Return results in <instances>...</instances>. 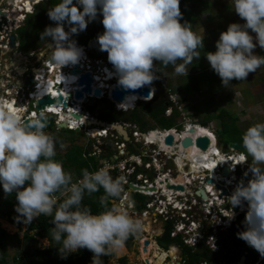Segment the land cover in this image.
<instances>
[{
  "label": "clouds",
  "instance_id": "obj_1",
  "mask_svg": "<svg viewBox=\"0 0 264 264\" xmlns=\"http://www.w3.org/2000/svg\"><path fill=\"white\" fill-rule=\"evenodd\" d=\"M229 3L244 23H230L226 30L220 32L215 51L203 53L225 87L230 86L233 78L243 81L250 72L264 66V55L253 51L257 45L264 48V0H229ZM98 12L102 15L104 31L97 35L96 41L100 50L107 52L111 64L103 62L109 68L113 65L117 83L125 90L139 89L159 79L154 61H159L164 67L171 64L175 73L187 75L193 59L202 54L204 36L194 32L189 22L181 23L180 0H59L47 12L55 25H47L40 33V40L47 41L46 55L55 66L52 81L54 84L58 82L59 87L53 85L54 88L63 90L61 77H76L69 72L75 64L88 62L89 58L88 66L91 67L94 58L90 56L89 48L77 44L71 37L85 30L88 23L97 18ZM65 25H68L67 31ZM249 30L255 33V37ZM49 37L51 42H48ZM82 55L85 61H80ZM33 66L35 73H41L38 70L41 60ZM35 75L33 78L36 80ZM152 91L155 93V87ZM62 93L67 98V94ZM72 93L71 97H74V91ZM151 95L150 92L148 98ZM137 98L135 94L128 95L118 107L129 103L135 106ZM89 105L85 107L87 110ZM89 111L98 121L99 112ZM45 120L46 116L41 112L30 123H25L17 112L0 105V186L5 193H15L17 219L31 223L42 214L52 217L54 227L51 235L61 243L58 250L62 256L87 248L93 253L91 264H105L103 256L119 255L128 238H136L140 233L145 236L141 239L142 244L147 240L154 243L160 256L168 251L173 245L164 249L159 245L158 238L171 222L162 221L163 231L150 238L143 219L138 217L144 210L136 206L134 194L124 198L125 176L113 177L108 163L95 171L82 169V175L73 181L72 173L55 159L56 138L45 131ZM91 125L101 127L95 123ZM77 129L66 127L64 130L76 132ZM191 135L197 140L200 134ZM196 140H193L194 143ZM241 144L244 151H241L239 160L243 163L251 158L249 171L252 175L247 183L241 180L227 198L232 208L247 202L245 228L237 236L264 256V121L250 124L242 132ZM99 155L96 153L94 156ZM101 188L103 194L98 200L102 210L93 213L83 203L84 196ZM21 231L25 233L23 228Z\"/></svg>",
  "mask_w": 264,
  "mask_h": 264
},
{
  "label": "built area",
  "instance_id": "obj_2",
  "mask_svg": "<svg viewBox=\"0 0 264 264\" xmlns=\"http://www.w3.org/2000/svg\"><path fill=\"white\" fill-rule=\"evenodd\" d=\"M27 1L28 0L20 1L18 6H20V8L25 6V2ZM34 8L35 6H32L31 11L29 12L24 9V11H27V15H25L22 11H16V9H14L11 22L2 26V31L0 32V104H8L9 107L15 108L16 112L21 114L20 116L23 120L29 116L32 119H35L41 112L45 114L46 120L47 116L51 115L56 129L60 127L59 123L61 120V114L65 113L67 110H76V108H78L79 111H77L76 114L81 115L80 119H75L73 117L68 119V117L67 119L69 122L66 125L67 129L75 130L78 128L80 129V132H85L90 137L94 136V131H98L95 138L104 136L115 137L116 135L111 133V129L108 126L96 127L91 124H87V120L94 119L97 121V118L95 119L94 114L85 107L89 105L91 101H94V103L97 104L106 100L117 112L127 113L137 109L140 102L151 101L154 98V92H152L150 98L135 94L138 97L134 101L135 106L128 108L127 105H123L119 108L118 104L120 102L114 100L112 95L114 89L117 86H120L117 83V76L112 65V69L106 66L104 68H99L97 72L93 73L95 83L93 84L92 94H85L84 98L81 100L76 99V103L72 102L75 99L74 97L69 98L67 100L68 108H64L60 104H55L52 106H46L45 109L40 111L35 110V101L43 98L44 94L41 92L51 81L49 77L52 75V70L55 66L51 64L47 55L41 59V67L38 69L41 73H36V83L33 88H30V86L26 84L27 78L25 76L28 74L29 77L32 74V71H35V67L32 63H30V56H32L34 60L36 53H31L30 56L27 55L29 56L28 61L23 65V67L21 65V68H24L23 70H25L23 74H20L17 66L6 62L7 60L5 57L9 55L10 50L8 32H6V30L11 28L12 21L17 23L19 26L20 22L26 20L27 16L34 12ZM16 45L19 46V41H16ZM4 51H7L8 53H4ZM22 54L23 52L20 53V56L26 58ZM85 60V57L82 55L80 61ZM87 61L90 62V59L87 58ZM100 61L103 60L101 59L96 62ZM29 64L32 66L29 67ZM43 65H47L49 67L44 68ZM7 66H9V69ZM56 67L59 66L56 65ZM107 69L110 71H107ZM58 70L60 71V68H58ZM108 72H111V74L115 76L112 78L111 83L106 81L107 76L105 75H108L109 77ZM158 76V81L161 83L162 87L166 89L163 79L159 74ZM99 77H102V79L98 80ZM77 78L78 76L75 77V79ZM104 83H107L105 84V90L103 89ZM109 86L111 88H109ZM52 87L53 84L51 85V89ZM73 88L80 89V87L77 86H74ZM96 88H100L102 90L101 97L95 96L94 90ZM52 96L57 97L58 94ZM64 97L66 98L65 95ZM168 103L170 105L166 111V115L171 117L174 110H177L179 113L178 124L183 126L182 130H179L177 127L163 129L152 126L151 129H147V132H143L138 124L123 122L131 134L132 141L137 143L139 146L142 144L140 147L141 152H137L130 145V143L122 141V143L118 145L119 147H117V152L111 153L110 156L103 161L102 166L105 163H108L111 165V175L125 176L126 183L124 198L127 197V195H133L136 193H140L147 197L148 203L143 209L144 211L142 212V215L146 218L148 223L153 226H157V224L162 221L165 223L171 222L173 224V231L171 233L172 238L181 237L185 245H189L194 248L200 243H205L209 250H211L218 257L216 260L217 262L204 261L201 264H220L218 261H220V258L223 260L225 256L224 254L226 253L223 244L220 242V232L224 233L230 230L240 216L246 215L245 202L241 206H237L235 208L231 207L227 198L232 193L229 186H233V189H235L237 186V180H243L247 183V181L251 178V172L249 169L247 171H243L244 168L249 165V160L245 164L244 162L238 163V161H240L239 156L242 152H234L230 150L231 153L237 154V156L233 157V154L231 156L228 155L221 147L218 146L215 135L209 131V135L207 136L214 143H212V147H208L206 150L197 147L199 151L196 152L191 151L189 148L180 147L182 141L187 136L191 137L194 141L196 140V137H193L190 133H188V129L198 127L197 125L192 124L191 118L185 112L182 104L180 103V98L177 95L169 93ZM52 108L56 110L55 113L50 111ZM152 135L163 137L164 144L170 147H162L161 142H149L147 137H151ZM169 135L174 137V143L172 145L166 144V139ZM145 136L147 137L145 138ZM174 144H176V147H171ZM187 150L188 153L199 155V158L205 163L208 162L211 164L214 161H218V163L212 169L208 168L205 163H201L200 165L197 164V159H193L192 161L189 160L187 164L186 161L188 159L185 158ZM201 152H203V154ZM226 165H229L231 169V175L227 178L221 174L222 169ZM189 166L192 169L190 172H187L186 168ZM199 166L202 167V170L197 169ZM246 172L247 175H245ZM178 176H182L181 181ZM207 179H214L216 181L214 185H221L228 190V193L223 194V190H215L214 185L206 183ZM140 182H142V184H139ZM129 183L142 188L156 187L157 190L155 192L133 191L127 187V184ZM171 185H175L176 187L182 185L184 186L185 191L182 192L176 188L171 189ZM199 189H203L208 193V199H201L196 194ZM122 202H124V200H122ZM132 206L133 204H131L130 207ZM28 225L29 223L23 222L22 228L24 229V232H26ZM147 234H150V238H152L156 232L155 230H151L150 232L147 231ZM169 252L170 249L164 252V254H168ZM184 260L185 259H175L171 255H166L162 264H173V261H175V264H187ZM245 263L264 264V257H258L256 260H251Z\"/></svg>",
  "mask_w": 264,
  "mask_h": 264
},
{
  "label": "trees",
  "instance_id": "obj_3",
  "mask_svg": "<svg viewBox=\"0 0 264 264\" xmlns=\"http://www.w3.org/2000/svg\"><path fill=\"white\" fill-rule=\"evenodd\" d=\"M59 0H44L37 4L34 8V12L29 14L26 18L25 24L20 27L18 30V40L20 43L21 51H24L26 54H30L31 52H35L38 50L47 49V41L40 40V33L45 29L47 25H55L56 22L52 21L48 17V8L52 5L58 3ZM185 0H180V10L182 12V16L187 14L186 3ZM102 15L98 12L97 18L92 22L88 23L85 30L80 31L78 34H73L71 37L74 39L77 44H84L90 50V56L94 59H105L108 63H110L107 59V52L101 51L99 45L96 41V37L98 34L104 31V26L101 23ZM181 19V23H182ZM65 30H68V25H65ZM48 42H51V38H48ZM157 64L158 69H163L164 66L159 61H154ZM111 64V63H110ZM157 69L158 73L159 70ZM157 73V74H158ZM155 87V95L154 98L149 102H140L137 109L129 112L122 113L117 112L113 109V107L105 106V109L111 110L114 114L109 115L107 119H103L98 117V120H101L105 123H115V122H132L143 124L144 128H151L152 124L145 119L146 116L152 120L154 126L164 128V127H176L177 120L179 118V113L177 110H174L171 117H165L166 111L169 108L167 91L164 90L161 83L159 81L154 82ZM128 108L133 107L132 104H126ZM102 111V110H101ZM222 120V129L224 131V135L226 133L227 141L237 140L236 132H233L234 129L237 130V126L235 124L234 116L228 111H222L219 115ZM96 121H93L90 124H94ZM141 127V126H140ZM169 128V129H170ZM234 128V129H233ZM144 130V129H142ZM204 130L200 128L198 132ZM70 133H75V131H69ZM78 136H84L82 133H78ZM73 137L76 139V135L73 134ZM56 138V137H55ZM78 142L76 143V148L71 150V153H67L71 155L67 157L65 154L59 153L58 149H60L64 143L61 139L56 138V156L55 159L59 160L63 163V167L66 171L72 173L73 181L77 180L81 175V170L87 168L89 171H95L99 167L102 166V163L106 156H110V154L106 155L104 152L103 155L99 156H91L92 151L90 150L89 156L87 160L82 157V142L80 137L78 138ZM77 140V139H76ZM220 142H223L220 139ZM241 144V141H239ZM62 145V146H61ZM80 146V147H78ZM107 147H110L107 145ZM63 159V161H62ZM140 191L145 192V190L141 189ZM103 194V189L101 188L98 192L92 193L91 195L85 194L83 203L91 208L93 213L101 211V206L99 204V196ZM63 199V197H60ZM134 200L136 201V206L143 210L148 203L147 197L142 194H134ZM18 203L15 197V193H5L2 186H0V264H91L93 253L87 248H80L76 250L74 253H68L66 256H62L59 252L58 248L62 245L60 242H57L52 237V227H54L51 219L52 217L47 215H39L35 219L32 220L31 223L27 226V230L24 233L23 237L20 239L16 238L19 243V252L16 256L10 254V241L8 232L2 227V220L8 221L10 224L16 226L20 230H22L23 221L17 219L19 215L15 211V205ZM245 218L240 216L233 227L222 233L220 232L221 240L220 242L223 244V247L226 251H229V243L234 242V245L239 246L240 250H248L250 246L242 239L237 236V233L243 231L245 228L244 224ZM8 227L12 228L9 224H6ZM172 224H167L165 231L161 237L158 238L159 245L168 249L172 245L179 246L183 251L184 261L187 264H201L204 261L214 262L218 259L217 255H215L209 248L205 245V243H200L197 247H191L189 245H185L181 237L172 238ZM18 236V235H17ZM16 236V237H17ZM42 238L48 239V244H44ZM135 243V236H130L126 241L125 246L130 249ZM112 257V256H111ZM110 256H103L105 264H108ZM217 262V261H216ZM119 264H129V260L127 257H122L119 259Z\"/></svg>",
  "mask_w": 264,
  "mask_h": 264
},
{
  "label": "crops",
  "instance_id": "obj_4",
  "mask_svg": "<svg viewBox=\"0 0 264 264\" xmlns=\"http://www.w3.org/2000/svg\"><path fill=\"white\" fill-rule=\"evenodd\" d=\"M184 3H186V0ZM189 3L193 4L191 9L195 13L201 14L198 16L199 20H201L200 24L195 23L193 25L192 23V30L197 34L204 36L202 54L199 58L193 59L189 65L187 75L175 73L171 64L163 69H158L157 67L159 70L158 74L166 85V89L164 88V90L167 91L168 94L172 93L180 98V103L185 112L191 118L192 124L197 125L198 128H203L210 133H213L218 141L219 147L231 156L233 153H231L229 149H224V147L231 143H240L239 141H241L242 132L250 124L260 121L259 117L262 116L260 112L257 114L254 113V110H258L264 105V96H261L262 94H260V78L255 80L254 77L257 75L256 72H250L246 79L241 81V83L248 85L247 89L239 87L240 80H236L235 78L230 82V86L225 87L222 85L221 78L211 69L209 62L203 53L207 51H215V42L219 38L220 32L226 30L227 26L233 21L232 19L224 18L226 19V22L224 23L223 16L221 15L217 16V18H211L208 10H206L207 6L204 7V4L196 5L195 1ZM217 7L220 6L218 5ZM235 19L236 22L241 24L244 23V20H240L239 16H236ZM185 21L191 24V22L188 21V12L184 16L182 23ZM208 21H211V23ZM249 31L255 37V33H252L251 30ZM102 60L106 61L105 59ZM154 65L157 64L154 62ZM155 81H158V79H155L151 85L154 86ZM168 94L166 95L167 98ZM251 104L253 106H250ZM255 106L258 108L255 109ZM104 108L105 106L97 108L96 111L94 110L93 112H99L100 114L101 110H104ZM219 108H221V110H218ZM225 110L230 112L236 120L235 124L237 130L233 128V132H236L237 134L236 141L231 139H229L230 141H227L222 138L223 142H220L219 136L224 135V131L221 126L222 120L219 115ZM165 117L168 116L165 114ZM197 120L201 121L202 126L194 123V121L196 122ZM152 126L154 125L152 124ZM232 156L236 157L237 154H233ZM245 163H247V161L244 162V164ZM243 217L245 218V216ZM1 223L5 225L10 224L6 220H2ZM12 226L16 228V226ZM23 235L24 233L22 232L21 237H23ZM44 239L48 241V239ZM44 239L42 238V241ZM157 252L158 256H160L159 251ZM242 253L243 251H240L239 246H231L230 242L229 251L224 254V259L221 260L220 258V261L218 262L220 264H246ZM164 255H171L175 259H184L183 251L177 245H173V248H170V252L168 254L165 253ZM250 255H253L252 251H249L248 256ZM155 260L156 258H154L153 261ZM173 262V264H175V261Z\"/></svg>",
  "mask_w": 264,
  "mask_h": 264
},
{
  "label": "rangeland",
  "instance_id": "obj_5",
  "mask_svg": "<svg viewBox=\"0 0 264 264\" xmlns=\"http://www.w3.org/2000/svg\"><path fill=\"white\" fill-rule=\"evenodd\" d=\"M192 1H195L196 5H200V4H204V7L205 6H209L210 8L212 7V3L211 1L208 2L207 0H186V7H187V12H188V21L191 22V27H192V23L193 25L195 23H198L200 24L201 20H199V17L201 14H197L195 13L191 7L193 6V4H190L189 2H192ZM207 8V7H206ZM220 9L216 10V12L223 17V22L225 23L226 22V19L224 18H229V19H234V12L233 10L231 9V6H230V3H229V0H222V4H220ZM217 17V16H215ZM181 19L183 20L184 19V16L181 17ZM191 19V20H190ZM240 20H242V18L240 17ZM211 23V21H208ZM19 49L21 50L22 48L20 47L19 45ZM44 50H38V51H35V52H31L32 54L36 53L35 57H34V60L32 58V56H30V54H26L24 53L23 51V54H26V55H29L30 56V63L32 64H35L37 65L39 63V60L43 59L45 56L46 57V50L45 48H43ZM24 50V49H22ZM39 52V53H38ZM28 56V58H29ZM6 57V62H8L9 64H17L19 68H21V61L24 62L26 61L25 59L23 60H19L18 59H15V61L13 62V58L10 56V55H7L5 56ZM23 64L25 63H22V67H23ZM32 65L29 64V67H31ZM8 69H9V66H7ZM18 68V71H23L24 68H21L19 69ZM26 78H28V75L26 76ZM25 78V79H26ZM239 87H243L245 89H247L248 85L247 84H244V83H241V81H239ZM244 95H247V94H244ZM205 103V102H203ZM250 104V102H249ZM109 106L111 107V104L108 103L107 101H105V104L103 102L99 103V104H95V105H89L88 106V109L91 110V111H96L97 108H102L104 106ZM250 106H253L252 104ZM249 106V107H250ZM226 108V107H225ZM258 107L255 106V109H257ZM218 110H221V108H219ZM261 113L262 116L259 117V120L260 121H264V105L262 106V108H259L258 110H254V113L257 114V113ZM129 113V112H128ZM111 114H114L111 110H109L108 108L105 109V110H102L99 114V117L100 118H103V119H107L109 117V115ZM122 114V113H120ZM145 119L147 121H149L151 124L152 123V120H150V118L148 116L145 117ZM47 121H48V125H49V130H48V133L51 134L52 136L54 137H58V139H61L64 143V145L58 149L59 153H62V154H65L67 157H70L71 155L67 154V153H71V150L76 148V143L78 142V138L80 137L81 139V142H82V147L83 149H81L82 151V157L87 160L88 158H90L91 156H94L96 153L100 156L103 155L104 153L106 155L110 154V153H115L117 152V147H119L118 145L120 143H122V141L118 138V136L116 135L115 137H111L109 136L108 138H102V137H97L95 138V136L93 137H90L88 136L87 133L85 132H81L84 136H78V133H70V132H67V130H64V129H56L54 123H53V117L51 115H48L47 116ZM139 123V122H138ZM137 123V124H138ZM194 123L198 124V125H201V121L197 120L196 122L194 121ZM139 125V124H138ZM140 129H144L142 130L143 132H147V128H144L143 124H140ZM202 126V125H201ZM157 127V126H156ZM179 130H182L183 129V126L182 125H179L177 124L176 126ZM160 128V127H159ZM170 127H164L163 129H169ZM221 131V130H220ZM202 133H204L203 131H200ZM199 132V134H200ZM73 134L76 135V139L75 137H73ZM207 134H203L202 137H205ZM220 139H224V140H228L226 139L227 138V135H220L219 136ZM79 143V142H78ZM107 145H109L110 147H107ZM142 145V144H141ZM141 145L139 147H141ZM80 147V146H78ZM127 147V146H126ZM90 150L92 151V153L90 154ZM106 150V152H105ZM104 152V153H103ZM89 154L91 156H89ZM99 156V157H100ZM108 158V156L105 157V159ZM104 159V160H105ZM89 160V159H88ZM63 161V159H62ZM113 177H116L114 175H112ZM139 184H142V182H140ZM148 200V199H147ZM138 217L142 218L143 219V222H144V228L147 230V231H151V230H155V232H160V231H163V226L164 224L163 223H159L156 225H151L150 223H148L146 221V218L142 217V215H138ZM155 224V223H154ZM3 228L6 229V231L8 232L9 234V241H10V254L13 256H16V254L19 252V243L17 242L18 238L20 239L21 236H22V232L21 230H19L17 227L16 228H10L8 227L7 225L5 224H2ZM162 229V230H161ZM18 235V236H17ZM17 236V237H16ZM138 237L135 238V244L132 246V248L128 249L127 247H125L122 252L119 254V255H114L112 257L109 258L108 260V264H119V259L122 258V257H128L129 259V264H133L135 263V260H139L140 263H144L142 262L143 261H146L147 259H149L150 257L152 258V256H155L156 257V260L152 262V264H162L163 263V260L165 258L166 255H161V256H158V248L155 247V250H154V243H150L148 245V249L147 251H144V246H145V243L142 244V240L140 241V238H145V236L140 233L137 235ZM17 238V240H16ZM141 238V239H142ZM44 244L46 245H49L48 244V241L47 240H43ZM142 246L141 248V252H142V255H140L139 253V250H138V246L140 245ZM173 248V246H172ZM154 250V253L153 255L151 256V252ZM76 252V251H74ZM147 256V257H146ZM153 259V258H152ZM147 263V262H146Z\"/></svg>",
  "mask_w": 264,
  "mask_h": 264
},
{
  "label": "water",
  "instance_id": "obj_6",
  "mask_svg": "<svg viewBox=\"0 0 264 264\" xmlns=\"http://www.w3.org/2000/svg\"><path fill=\"white\" fill-rule=\"evenodd\" d=\"M42 1L43 0H39V1L31 0V4H32V6H36L37 4H39ZM24 14L27 15L28 14L27 11H24ZM24 24H25V20L20 22L19 26L22 27ZM8 39H9V47H10V49H12V50L15 49L17 36L16 35H11L10 33H8ZM49 51H51V50L49 49ZM90 66L91 67L88 68V62L77 63V64H75L73 66L72 69L69 70V72L72 75L79 76L78 79L75 81V83H73L74 86L80 87V89L79 88H72V91H74V97H75V99L72 101L73 103H76V99L77 100H81L84 97L85 94H92L93 93V84H94L93 73L97 72L100 67L102 68L104 66H108V64L106 62H103V61L96 62V61H94V59H92ZM33 74H36L35 71H33L31 76L27 80V85H30V88H33V86L35 84V81H36L33 78ZM54 87H59V83L56 82L54 84ZM152 90H153V86H143V87H141L139 89H135V90H132V89L125 90L122 86H117L114 89L112 95H113V99L114 100L122 102L126 96L131 95V94H139L140 96H144V97L148 98L150 92L151 93L153 92ZM72 91L71 92L68 91L66 93L67 94V98L64 97V95H63L61 90L58 91V93H57L58 96L57 97H53L50 93H47L46 95H44L43 98L37 99L35 101V103H36L35 110L40 111V110L45 109L46 106H52V105H55V104H60L64 108H68L67 100H68L69 97L73 96ZM94 94L97 97H101L102 96V90L100 88H96L94 90ZM103 103L105 104V102H103ZM94 104H95L94 101L90 102V105H94ZM69 114H72V113H69ZM71 116L75 117V118H80V116L77 115V114H73ZM31 120H33V119L29 116V117H26L24 122L25 123H30ZM44 123L46 125L45 126V131H48V125H47L46 120L44 121ZM95 124L99 125L101 127L108 126L111 129L110 131H111L112 134L118 135L119 139L123 140L124 142L130 143V145L137 152H141L140 147L137 145V143L132 141L131 134H130L128 128L123 124V122L105 123V122H103L101 120H98V121H96ZM66 127H67L66 124L63 123V124L60 125L59 128L66 129ZM79 130L80 129H77L76 132H79ZM188 133L196 135L197 129H195V128L188 129ZM182 142H184L183 143L184 146H188V147H190V146H192L194 144V141L192 140V138L188 137V136ZM166 143L169 144V145H172L174 143V137L172 135H169L167 137V139H166ZM188 147H185V148H188ZM196 147H199V148H201L203 150H206L208 147H212L211 139L208 136L199 137L196 140ZM224 149H230L231 151H234V152L244 151L243 145L238 143V142L226 145L224 147ZM250 159L251 158L249 157V164L251 162ZM248 169H249V165H247L244 168L243 171H247ZM221 174L224 177H226V178L230 177V175H231L230 166L226 165L222 169ZM178 178L180 180V179H182V176H178ZM240 181L241 180H237L236 184L238 185ZM206 183L214 185L216 183V181L214 179H207ZM214 186H215L214 187L215 190H223V194L228 193V190L225 189L224 187H222L221 185H214ZM127 187H129L133 191H140L141 189H143L145 191H153V192H155L157 190L156 187H154V188H150V187L149 188H142V187L135 186V185H133L131 183L127 184ZM229 188L231 189L232 192L234 191L233 186H229ZM178 189L181 190V191L185 190L184 186H182V185L178 186ZM196 194L201 199H204V200L208 199V196H209L208 193L205 190H203V189H199ZM245 207H246V211H247V202H245ZM233 244H234V242L232 241L231 242V246ZM148 245H149V241L147 240V241H145L144 251H147ZM249 251H252L254 255L248 256ZM249 251L248 250L243 251V253H244L243 254V259L245 260V262H249L251 260H256L258 257H264V256H261L260 253L257 250H255L253 247H251V246L249 248ZM70 253H73V252H70ZM146 264H148V263H146Z\"/></svg>",
  "mask_w": 264,
  "mask_h": 264
},
{
  "label": "bare ground",
  "instance_id": "obj_7",
  "mask_svg": "<svg viewBox=\"0 0 264 264\" xmlns=\"http://www.w3.org/2000/svg\"><path fill=\"white\" fill-rule=\"evenodd\" d=\"M20 1H22V0H19V2ZM18 7V11H22L23 13H24V9H26L28 12L29 11H31V9H32V5H31V0H28L27 2H25V6H23V7H19V6H17ZM10 51V50H9ZM4 53H8L7 51H5ZM19 58V60H24L25 58H23L22 56H20V55H16V59H18ZM26 60V59H25ZM15 61V60H14ZM15 66H17L18 67V65L16 64ZM19 68V67H18ZM24 71L25 70H23V71H19L20 72V74H23L24 73ZM107 71H110V70H108L107 69ZM109 73V77H108V75H105V76H107V81H110L111 82V80H112V78H114L115 76L113 75V74H111V72H108ZM52 74H54V73H52ZM49 79L51 80L50 82H49V84H53L54 85V82H52V75H50V77H49ZM61 80V87H62V91H64V93H67L68 91H72V83H73V81H74V79H75V77H69V79L68 78H63V77H61L60 78ZM102 79V77H99L98 78V80H101ZM100 84V83H99ZM105 84H107V83H104L103 85H104V87H103V89L105 90L106 89V86H105ZM103 85H101V86H103ZM63 86H64V88H63ZM109 88H111L110 86H109ZM60 89H58V88H53L52 87V89H51V86H46L43 90H42V92L43 93H49V92H51L52 94L51 95H56L57 93H58V91H59ZM108 91V90H107ZM41 92V93H42ZM86 102V101H85ZM13 104V103H12ZM129 104H131V103H129ZM1 105V104H0ZM2 106H4V107H7L8 109H10V110H12V111H15L16 112V110H15V108H13V107H9V105L7 104V105H2ZM52 113L54 112H56V110L54 109V108H52L51 110H50ZM77 111H79V109L78 108H76V110H74V109H71V110H67V112H65V113H63V114H61V120H60V123H59V125H61V124H63V122H66L67 121V123L69 122L68 121V119H71V115H73V114H75ZM19 115H21L19 112H17ZM68 113H72V114H68ZM69 117V118H68ZM68 118V119H67ZM67 119V120H66ZM93 120L92 119H89V120H87L86 122H87V124H90L91 122H92ZM90 122V123H89ZM67 125V124H66ZM203 129V128H202ZM204 130V133H202V132H200V136H202L203 134H207V135H209L208 134V131L207 130H205V129H203ZM93 134H94V136L95 135H97L98 134V131H94L93 132ZM196 134H199V132H198V130H197V133ZM200 136H198V138L200 137ZM147 136H145V138H146ZM206 137V136H205ZM147 140H149V142H155V143H159V142H161V144H162V147H170V146H167V145H165L164 144V138L163 137H161V136H156V135H152L151 137H147ZM184 141V140H183ZM183 143L184 142H182L181 143V145H180V147H188V146H184L183 145ZM167 144V143H166ZM171 147H176V144H174L173 146H171ZM191 147H193V148H191ZM195 147V148H194ZM191 151H193V152H196V151H199L198 149H197V147H196V143H194L192 146H190V147H188ZM202 154H203V152H201ZM185 158L186 159H188L187 161H186V163L190 160V161H192L193 159H197V164H201V163H205V162H203V160L202 159H200L199 158V155H197V154H192V153H188V150H187V154L185 155ZM239 162H241V161H238V163ZM217 163H218V161L216 162V161H214V162H212L211 164L210 163H208V162H206L205 164L208 166V168H210V169H212L213 167H215L216 165H217ZM229 163L231 164V162L229 161ZM188 164V163H187ZM191 169L192 168H190V166L189 167H187L186 168V171L187 172H190L191 171ZM198 170H202V167L201 166H199L198 168H197ZM182 179H180V181H181ZM179 186H181V185H179ZM177 189V190H179L178 189V186L176 187L175 185H171V189ZM185 191V190H184ZM183 192V191H182ZM10 225V224H9ZM11 226V225H10ZM11 227H13V226H11ZM13 228H15V227H13ZM147 229V228H146ZM149 232V231H148ZM147 257V256H146ZM146 262L148 263V264H152V262H153V259L150 257L149 259H147L146 260Z\"/></svg>",
  "mask_w": 264,
  "mask_h": 264
},
{
  "label": "flooded vegetation",
  "instance_id": "obj_8",
  "mask_svg": "<svg viewBox=\"0 0 264 264\" xmlns=\"http://www.w3.org/2000/svg\"><path fill=\"white\" fill-rule=\"evenodd\" d=\"M207 1L208 2L211 1V3H212V7L211 8L208 5H207V8H206V10H208V13L210 14V17L211 18H217L215 16H219L220 15V14H218L216 12V10L219 9V7H217V6L218 5L220 6V4H222V0H207ZM19 3H20L19 0H0V32L2 31V26L4 24H7V23L11 22V18L13 17V14H14V9H16V11H18L17 10L18 9L17 6H18ZM21 6H22V4H21ZM233 12H234V10H233ZM236 16H238V14H236L234 12V19H232L233 22H236V19H235ZM11 25H12L11 28L7 29L6 32L10 33L11 35H16L17 36V41H19L18 40V37H19L18 36V30L20 29V26H18L17 23H14V21H12ZM254 42H255V40H254ZM19 45H20V43H19ZM253 51L256 54L264 55V48L259 47V45H257V47ZM21 52H23V51H21L19 49V46H17V45H16L15 49H13V50L10 49L9 55L13 58V62L16 59V55H20ZM22 55L26 57L25 58L26 61H24V62L21 61L20 62L21 65H22V63H26L28 61V56L25 55V54H22ZM43 57H45V56H43ZM12 65H15V64H12ZM256 74L257 75L254 78H255V80H258L260 78V80H259V84H260V88H261L260 89V94H262L261 96H264V87H263L264 86V84H263L264 83V66H261L260 68H258L256 70ZM200 137H202V136H200ZM141 238H140V241H141ZM149 243H150V241H149ZM138 247H139L138 248L139 253H140V255H142V252H141L142 246L140 245ZM242 251H246V250L244 249ZM242 254H244V253H242ZM142 262H144L143 264H146L145 261L142 260ZM133 264H142V263H140L139 260H135V263H133Z\"/></svg>",
  "mask_w": 264,
  "mask_h": 264
}]
</instances>
